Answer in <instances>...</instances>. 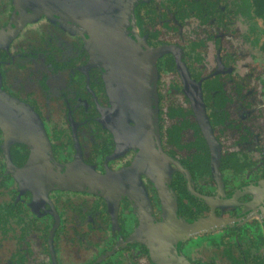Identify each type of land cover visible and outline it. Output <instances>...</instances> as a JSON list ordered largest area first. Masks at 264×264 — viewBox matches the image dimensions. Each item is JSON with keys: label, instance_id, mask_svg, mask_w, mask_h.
Here are the masks:
<instances>
[{"label": "flooded vegetation", "instance_id": "flooded-vegetation-1", "mask_svg": "<svg viewBox=\"0 0 264 264\" xmlns=\"http://www.w3.org/2000/svg\"><path fill=\"white\" fill-rule=\"evenodd\" d=\"M0 264H264V0H0Z\"/></svg>", "mask_w": 264, "mask_h": 264}, {"label": "water", "instance_id": "water-1", "mask_svg": "<svg viewBox=\"0 0 264 264\" xmlns=\"http://www.w3.org/2000/svg\"><path fill=\"white\" fill-rule=\"evenodd\" d=\"M116 1V0H114ZM127 59L123 58L119 64V68L122 67V63L123 66L125 67L127 72H132L133 68H135L136 66L130 62H128L129 64H127ZM138 100L139 104H137L134 101V104H136L137 108H136V113L138 115H142L144 116V114L146 115H151L153 117H155V112H156V92H155V87H154V79L152 78L151 84L149 85L146 81L141 80V85L140 82H138Z\"/></svg>", "mask_w": 264, "mask_h": 264}]
</instances>
